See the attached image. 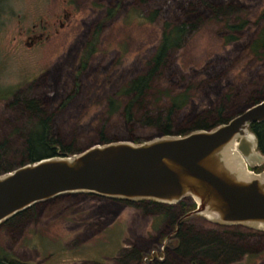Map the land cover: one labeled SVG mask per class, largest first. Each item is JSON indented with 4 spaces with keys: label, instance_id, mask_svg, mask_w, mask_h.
I'll return each mask as SVG.
<instances>
[{
    "label": "rangeland",
    "instance_id": "rangeland-1",
    "mask_svg": "<svg viewBox=\"0 0 264 264\" xmlns=\"http://www.w3.org/2000/svg\"><path fill=\"white\" fill-rule=\"evenodd\" d=\"M262 10L264 0H0L3 160L15 159L31 123L27 112L8 106L12 94L38 100L51 115L54 137L75 151L98 143L100 133L110 141L132 142L162 135L140 121L142 111L132 109L133 117L126 122L122 109L127 97L119 92L147 70L166 24L185 22L184 32L150 81L147 115L153 113L156 90L168 95L186 90L188 101L173 111L169 135H180L175 133L203 110L214 113L223 95V116L230 119L252 98L264 97V50L250 49ZM194 21L195 27L189 28ZM34 35L38 38L33 40ZM111 100L118 105L109 111ZM155 104L166 107L167 99L159 96ZM182 202L194 203L187 197ZM92 203L116 211L91 224H72L71 229L70 211L62 212L65 203L35 206L30 215L35 223L26 221L10 232L0 229V254L16 264H94L90 259L114 264L119 253L135 248L143 264L155 255V263L187 264L173 253L176 230L167 212L178 214L177 204L162 203L169 206L167 212L140 201L80 205L86 211ZM185 213L176 216L185 227L197 233L213 230L231 243L226 254L202 258L204 264H264V230ZM202 247V255L206 247L217 248L214 243Z\"/></svg>",
    "mask_w": 264,
    "mask_h": 264
},
{
    "label": "water",
    "instance_id": "water-1",
    "mask_svg": "<svg viewBox=\"0 0 264 264\" xmlns=\"http://www.w3.org/2000/svg\"><path fill=\"white\" fill-rule=\"evenodd\" d=\"M263 120L264 97L208 129L98 142L25 163L0 174V223L61 194L91 193L167 204L187 197L195 207L183 216L203 214L218 224L264 230V173L251 169L264 164V155L248 129Z\"/></svg>",
    "mask_w": 264,
    "mask_h": 264
},
{
    "label": "trees",
    "instance_id": "trees-1",
    "mask_svg": "<svg viewBox=\"0 0 264 264\" xmlns=\"http://www.w3.org/2000/svg\"><path fill=\"white\" fill-rule=\"evenodd\" d=\"M217 10L218 9L215 8V10H213V13H216ZM192 12H194V19L198 20L199 16L197 12ZM260 21L262 22V24L258 36L252 41L250 45V49L252 51H256L259 48L264 50V10H262L260 14ZM188 25L189 28L195 27V21L189 23ZM184 26L185 22L177 23L170 27H168L167 24L163 26L160 35L161 38L156 49V53L148 62L147 70L144 73L134 77L119 92L120 94H123L127 97V100L124 103L122 109L126 122H130L133 117L132 109H134V113L137 111H142L139 119L143 122V124L154 126L155 129L159 131L162 135L172 134V113L174 110L176 111L186 105L189 98L186 90L170 95L156 90V98L153 99L154 101L152 104L153 113L150 115H147V103L149 97H147L146 92L149 89L150 81L157 73L159 68L162 67V65L164 64L166 53L170 49L179 46L178 44L180 43V38L182 36V33L184 32ZM233 26L238 27L239 25H227V28L231 29ZM231 38L233 37L231 36ZM159 96L167 99L166 107L161 105L158 106L157 104H155V101L159 100ZM1 97L2 95L0 94V98ZM11 97L12 98L7 103L8 106L10 108L15 107L23 112H27V117L31 119V123L30 126L25 129L22 141V148L19 151L18 155L15 156L14 160H3V155L5 152V139H0V174L12 170L25 163L34 162L41 158H46L55 155H69L81 151L73 150L71 144L64 145L57 138L54 137L51 132L50 125L51 115H48L44 111L42 104L38 100L34 98H18L15 94H12ZM226 98L227 95L222 96L221 104H223L222 102L226 100ZM257 101H259L258 98H252L249 105ZM111 104H113V100L109 102V111L112 108L116 109L118 105L117 103L116 105L113 104L112 106H110ZM221 104L220 107H216L214 109V113H211L213 111H211L210 109L203 110L201 113L191 118L186 123L187 125L175 134L182 135L195 129H208L219 123L227 121L226 118L223 116V107ZM248 129L255 135L257 150L262 155H264V120L249 123ZM109 141L110 140L106 139L101 133L99 134V143H106ZM133 141L138 142V140L135 139H133ZM251 169L254 171H259L260 169H264V164L252 167ZM141 203L154 206V210L158 212H167V210L169 209L168 205H164L162 203H158L152 200H142L140 201V204ZM177 206L179 207L180 211L178 214H180L193 209L195 207V204L190 203L189 205H186L182 201H179ZM167 213L170 220L172 221L178 215L172 214L170 212ZM174 237L175 245L173 247V253L176 256L181 257L182 259H186L187 264H204L202 258L217 257L219 256V253L226 254L228 250L231 249V243H224L222 240H220V238L217 236V233H215V231L213 230H209L206 233H197L194 229L188 226L185 227L183 224H180L178 231L174 233ZM211 243H214V246H217V248L211 249L209 247H206L207 249H203V255L198 252L201 248H203L202 246ZM140 252V250H137L135 248H130L129 250L123 251L119 253L118 256H116L114 264H143L141 262ZM199 255H202L203 257ZM0 264L5 263L1 260ZM147 264H167V262L163 260L158 263H153L149 261L147 262Z\"/></svg>",
    "mask_w": 264,
    "mask_h": 264
},
{
    "label": "flooded vegetation",
    "instance_id": "flooded-vegetation-1",
    "mask_svg": "<svg viewBox=\"0 0 264 264\" xmlns=\"http://www.w3.org/2000/svg\"><path fill=\"white\" fill-rule=\"evenodd\" d=\"M34 38H38V35H36V36L34 35V37L32 39L34 40ZM184 198L180 199L179 201L184 200ZM68 200H74V202L68 204L67 203ZM89 201H91V202L92 201H96V202L107 201V202L114 203V204L115 203H122L123 204V203H129L130 202L129 200H122V199H118V198H107V197H103V196H99V195H95V194H91V193L61 194V195L55 196L53 198L37 202V203L31 205L30 207H28L26 209H23L22 211H19V212L13 214L12 216H10L9 218L5 219L4 221H2L0 223V229H2V227H3V229H5L6 231L10 232V231L14 230L18 226L19 227L24 226L25 225L24 222H26V221H29L30 223H35L30 215H32V209L35 206H38V205H40L42 207V209H44V208L47 207V205L51 206V205L57 204V203H65V207L63 208L62 212L64 213L65 211H70V215L69 216H70L72 221H68V224H71V226L67 225V227L71 228V229H73L72 228V224L76 225L79 222L81 224H83V223L87 224L88 222H90V224H91L92 222H94L96 220H99V218H101L103 216H106L108 214H113L114 211H116V210L107 211V210H105L103 208V207L106 206V204H98V203H92V204H95V205H92V206L88 207L87 210L84 211V209L81 208L80 204L83 203V202L89 203ZM179 201H177V202H175L173 204H178ZM76 215H78L77 218L75 217ZM173 221H174V228H175V230L177 232L178 228H179V225L183 224V221L179 220V217H176ZM72 242L74 244H76L75 239H73ZM49 257H51V256H49ZM157 257H159V256L155 255L154 257H150L149 261L152 260V261H154L153 263H155V258H157ZM1 260L5 264H11V263L16 264L17 263L16 261L15 262L11 261L9 258L5 257L4 255L1 256V254H0V261ZM40 262L42 263L44 261L41 260ZM87 262H92L94 264H101V262H97L96 260H91V259L88 260Z\"/></svg>",
    "mask_w": 264,
    "mask_h": 264
}]
</instances>
